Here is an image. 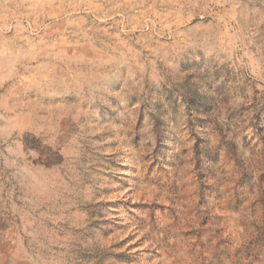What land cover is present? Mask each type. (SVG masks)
<instances>
[{"label":"rangeland","instance_id":"374dc122","mask_svg":"<svg viewBox=\"0 0 264 264\" xmlns=\"http://www.w3.org/2000/svg\"><path fill=\"white\" fill-rule=\"evenodd\" d=\"M0 264H264V0H0Z\"/></svg>","mask_w":264,"mask_h":264}]
</instances>
